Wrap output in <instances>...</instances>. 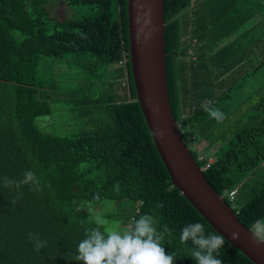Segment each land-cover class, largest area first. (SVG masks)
Returning a JSON list of instances; mask_svg holds the SVG:
<instances>
[{"label":"trees","instance_id":"16d2710c","mask_svg":"<svg viewBox=\"0 0 264 264\" xmlns=\"http://www.w3.org/2000/svg\"><path fill=\"white\" fill-rule=\"evenodd\" d=\"M66 1L91 14L63 19L48 0H0V177L32 170L42 182L39 192L22 186L15 204L18 190L0 185V264H83L73 257L86 229L107 231L96 217L125 228L144 214L169 229L161 245L174 264H196L181 229L215 230L173 186L137 101L129 0ZM224 4L165 0L166 74L186 145L249 229L264 218V61L253 59L264 48L241 41L240 14ZM61 104L81 124L71 135L41 125ZM29 233L46 241L39 252ZM217 258L254 264L226 239Z\"/></svg>","mask_w":264,"mask_h":264},{"label":"water","instance_id":"95a60500","mask_svg":"<svg viewBox=\"0 0 264 264\" xmlns=\"http://www.w3.org/2000/svg\"><path fill=\"white\" fill-rule=\"evenodd\" d=\"M128 26L137 101L173 186L216 233L254 264H264V245L252 243L249 229L205 178L173 116L166 74L165 0H129ZM233 232L239 239L231 238Z\"/></svg>","mask_w":264,"mask_h":264},{"label":"clouds","instance_id":"9594fccd","mask_svg":"<svg viewBox=\"0 0 264 264\" xmlns=\"http://www.w3.org/2000/svg\"><path fill=\"white\" fill-rule=\"evenodd\" d=\"M204 110L211 117L223 120V113L208 105H202ZM0 185L9 189H16L17 195L12 201L17 203L22 192V186H29L31 191L42 190V182L32 170H27L19 180L2 176ZM97 225L106 224L107 221L96 217ZM169 229L163 231L155 226L154 218L151 215H140L123 229L101 230V227L86 229L85 238L77 246L76 255L73 260L82 261L83 264H174L175 252L166 254L161 241ZM252 243L264 245V218L255 220L249 226ZM233 240L239 239V233L231 234ZM28 239L33 242L36 251L46 246L34 233H29ZM191 242L190 256L196 264H223L218 259L220 250L224 247L225 237L220 233H207L205 225L200 222L186 224L180 232V243L187 245Z\"/></svg>","mask_w":264,"mask_h":264},{"label":"crops","instance_id":"0c3cea01","mask_svg":"<svg viewBox=\"0 0 264 264\" xmlns=\"http://www.w3.org/2000/svg\"><path fill=\"white\" fill-rule=\"evenodd\" d=\"M225 4L223 9L230 10V14H240L239 17L233 21L236 24L238 32L247 33V36L242 37L241 41H244L253 47L264 48V0H232L231 3H226L227 0H223ZM241 32V33H242ZM257 54L253 56L254 61L257 57V61H264V50H257ZM200 144L207 145V142ZM204 146V148H205ZM204 148L202 150H204Z\"/></svg>","mask_w":264,"mask_h":264},{"label":"rangeland","instance_id":"374dc122","mask_svg":"<svg viewBox=\"0 0 264 264\" xmlns=\"http://www.w3.org/2000/svg\"><path fill=\"white\" fill-rule=\"evenodd\" d=\"M48 5H50L52 15L58 17V18H80L82 16H87L91 14L90 7L85 5H72L67 3L66 0H48ZM65 67L62 66L60 70H64ZM61 111L60 113L55 114L53 118L46 119L47 121L44 123L41 121V125L43 127H47L49 129V132L51 130L52 133L60 134V135H71L74 132L78 131L81 125L80 123H76L73 121V114L68 113V111L65 109L66 105L61 104ZM59 108V107H58ZM69 127H68V126ZM204 144H199L198 148L199 150H202L204 148ZM87 209L91 210V207L88 205ZM95 212L100 214L103 212L101 207H98ZM107 221V220H105ZM107 227V230H114V229H123L120 225L108 222L105 224Z\"/></svg>","mask_w":264,"mask_h":264},{"label":"built area","instance_id":"2783aa9c","mask_svg":"<svg viewBox=\"0 0 264 264\" xmlns=\"http://www.w3.org/2000/svg\"><path fill=\"white\" fill-rule=\"evenodd\" d=\"M212 163V160L210 161ZM209 166V165H208ZM235 193V192H234ZM234 193L231 194V198L233 199Z\"/></svg>","mask_w":264,"mask_h":264}]
</instances>
